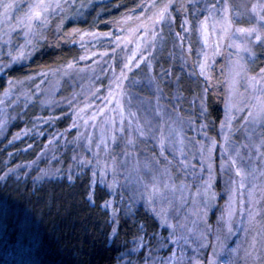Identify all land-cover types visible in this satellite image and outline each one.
I'll return each instance as SVG.
<instances>
[{
	"label": "snow or ice",
	"instance_id": "6c2138e0",
	"mask_svg": "<svg viewBox=\"0 0 264 264\" xmlns=\"http://www.w3.org/2000/svg\"><path fill=\"white\" fill-rule=\"evenodd\" d=\"M199 4L197 7L196 5ZM67 0H29L25 11L16 18L15 26L9 27L7 32H0V56L7 58V63L0 61V73L10 69L13 65L20 64L28 60L40 50V42L48 37L45 33L49 30L53 18L59 17V23L56 24V34L62 31L64 20L67 19ZM18 7L13 0L0 2V9L6 15ZM80 7H88L87 4H81ZM191 7V12H189ZM145 9L138 15L128 13L120 17L121 22L136 21L135 25L127 29V34L115 38V47L109 51L113 56V61L119 63L117 71L113 61H108V68L103 73L108 74V85H100L99 89L93 88L89 96H97L99 91H107L102 97H99L100 103L93 104L85 102L82 106H72L73 121L69 128L78 129L79 121L83 120L87 126L89 121L96 126L97 116L104 115L101 127V139L93 140V134L87 133V139L84 147L87 151H92V144L95 143L97 149L103 145V150L107 154L103 164L99 159V152L94 153L92 157L86 158L83 155L74 154L71 157L72 163L69 164L67 173L60 169L49 171L40 169L33 178L34 185L37 181H43L45 177L53 175L65 176L69 184L74 183L75 176L73 168L92 167L91 185H95L97 169L101 177L100 183L104 184L105 177L111 173L112 180L107 182L109 199L101 202L99 207L109 212L106 223L113 222L117 214L121 211L116 207L113 197L116 195V187L119 184V178L122 175L125 184L134 180L136 185L142 190V199L148 210L154 216L160 218L162 224H168L172 233L179 227L184 229V225H174L168 223L167 208L164 202L171 205L168 197H175L177 192L181 195L179 199L183 201L184 190L189 187L185 180L179 176V173L185 172L191 166L186 158L185 138L182 131H177L171 124L164 119L163 109L157 106L154 115L160 118L159 125H154L150 120L141 118L136 111L131 108L132 100L129 87L137 83L131 79L133 71H139L141 67H146L148 73L153 71V60L155 52L160 50L169 38L173 41V47L181 49V55L185 61L189 59L188 53H191V47H185L186 38L189 39L193 33H196L202 42V49L197 59L192 61V75L197 74L208 81V87L202 91L206 94L211 88L212 76L210 74L211 65L209 58L214 59L217 56L227 55L226 80L228 83V93L225 98V116L221 120V140L218 142L215 138H209L207 145L197 141L199 145V154L201 158V168L207 164V176L197 186L195 196L203 195V208L196 209V215L203 221V231L196 232L193 228H186V232L194 234L196 239L193 241L189 236H177L170 233L171 244L174 245L173 251L168 257L163 258L162 264H205L201 258L203 248L211 247L212 252L208 253L206 264H264V0H180L178 12L188 13L180 20L179 27L181 31H174L177 17L173 15L175 8L174 0H141L136 5V9ZM131 12V10H129ZM191 16V19H189ZM197 17H200L197 19ZM167 29V34H165ZM124 31V29H120ZM19 36L20 41H14L13 35ZM73 35L79 36L81 47H84L83 41L91 37L97 39L100 36L111 37V31L105 33L88 32L80 29H72L64 35L65 40H69ZM123 45L128 49L132 45L130 53L125 52L122 58H117V49ZM3 46L7 47V52L3 51ZM96 53L87 52V55H81L80 60L87 59L88 56H95ZM104 56L105 53H100ZM138 57V58H137ZM122 59V63L120 62ZM76 61H69L64 67L71 69ZM96 61H93L95 65ZM84 71V69H81ZM37 76L40 74H36ZM33 77H25L31 80ZM22 83L21 80L7 78L6 87L0 96L7 98L12 94L16 85ZM243 85V91L240 86ZM159 92V89H157ZM31 99V97H28ZM87 101V97H85ZM2 103V100H0ZM201 116H205L207 108L204 101H201ZM85 109L92 111V115L85 116ZM108 113H112L109 116ZM242 116L238 125L234 122ZM51 119V118H46ZM119 120L117 125L116 120ZM126 121V123H125ZM7 121L0 119V127H4ZM167 127V132L165 128ZM207 128L206 124H201L203 131ZM237 130L243 132V139L236 144L231 137V133ZM22 129L19 134L13 135V140H19L20 136L27 132ZM66 131V130H65ZM207 137V132L203 133ZM49 138L45 142V147L37 153L36 161L27 162V167L31 168L38 164L39 159L46 155L47 149L57 136ZM85 139V135L77 132L75 142ZM151 139L154 141L159 152L144 160L143 164L138 159L136 164L125 168L134 158V150L138 144ZM109 141L112 143L109 144ZM123 142V157L119 154L112 155L115 149L113 145ZM11 143V141H9ZM65 143H69L65 141ZM219 143L222 153L220 170L229 173V195L224 209L218 218L222 222V227L217 229L212 239L209 236L213 234V229L206 222L207 209L214 201L216 194L211 191L212 182L215 179L214 166L212 162V150ZM31 148L32 145H27ZM207 148V152H205ZM169 149L172 151V158L165 154ZM242 149L247 150V157L241 155ZM254 150V155H253ZM159 157H162L161 160ZM183 157V158H182ZM247 159L250 163L247 167L241 164L242 160ZM95 161V163H94ZM258 161V163H257ZM16 168H9L0 174V180L7 182ZM124 187V185H120ZM246 190V198H245ZM39 192V189H37ZM239 192L240 198L237 199ZM194 196V200H195ZM83 198L91 206H95V192L91 188L86 190ZM124 197L121 195V200ZM159 205V207H158ZM10 207L0 203V214L10 211ZM241 214V219H236V214ZM135 215L134 202L129 198V206L125 210V215ZM234 226L242 230L245 240L243 244L237 243L236 246L229 248L228 239L234 234ZM139 236H134V241L140 244H146L143 236L142 226L137 228ZM118 233V224L113 223L109 236L114 238ZM183 241V245L180 244ZM194 245V247H193ZM163 247V245H161ZM184 246L192 248V255L188 256ZM139 247V244L137 245ZM136 249L134 248L133 251ZM151 253H146L144 264H150L149 257ZM227 256V259L223 257ZM157 258H151V264H156Z\"/></svg>",
	"mask_w": 264,
	"mask_h": 264
},
{
	"label": "rangeland",
	"instance_id": "374dc122",
	"mask_svg": "<svg viewBox=\"0 0 264 264\" xmlns=\"http://www.w3.org/2000/svg\"><path fill=\"white\" fill-rule=\"evenodd\" d=\"M107 1L108 0H67V12L65 15H67L68 18L64 20L62 31L59 34H56V24L59 23V17L53 18V22L49 28V30L51 29V31L55 34L54 36L57 37L58 41L65 40L63 38L64 35L74 28L82 31L97 33L111 31V37L100 36L97 39H92L91 37L86 38L83 41L84 47H81L78 35H73L68 40L81 48V55H87V52H93L96 53L95 56H88L85 60H80L78 58L75 60V66L71 69H65L64 67L69 63L68 61L54 67L43 68L30 72L25 76L14 79L21 80L22 83L16 85L11 95L7 98L0 96V100H2V103H0V119H5L7 121L4 127H0V139L5 135L6 130L11 123L16 119H20L23 121V126L14 134H19L22 129H27L28 131L21 135L20 139H26L27 145H32L31 148L37 146L35 156L31 160L11 163V159H8L7 169H17L11 175L20 178H26L30 175V177L34 178L40 169H48L49 171L60 169L64 173H67L68 166L72 163L71 157L74 154L90 158L94 153L99 152V159L103 164L105 156L107 155L103 150V145H101L100 149H97L96 144L93 143L91 146L92 151L89 152L84 147V144L87 139V133L89 132L93 134L94 141L101 139L100 125L103 123L104 115L101 114L100 116H97L96 126H94L91 121H89L88 125L85 126L83 120H80L78 129L69 128V125L74 123L72 106H82L85 102L93 104L100 103L99 97H102L105 94L107 91L106 88L99 91L97 96H89L88 94L93 88L99 89L100 85H108V74L104 73L102 75V73L105 68L109 67L108 61H113V56L109 50L115 47V38L117 36L126 35L127 29L133 27L136 23V21L126 23L121 22L120 17L125 13L138 15L139 12L145 11L143 8L139 10L136 9V5L141 3V0H136V3L133 6L122 10L114 18L108 21L104 20V23L108 25V28L104 31L98 30L96 26L82 27L78 25V23H73L78 19H82L77 16L80 11L87 10L91 5L100 3L104 4ZM0 2H7V0H0ZM13 2L18 5V7H14L10 13L5 15L2 9H0V32H7L10 26L14 28L16 18L25 11L29 0H13ZM144 2H147V0H144ZM157 2L160 3L162 0H157ZM179 2L180 0H174L175 8L173 9V15L177 17L174 31H181L179 27L180 20L184 15H188V13L182 14L181 12L175 10L176 8H179ZM81 4H87L88 7H80ZM196 6L198 7L199 4ZM129 10H131V12H129ZM189 12H191V7H189ZM106 13H109V11ZM83 14L84 13L81 15ZM75 17L76 19L74 20ZM199 18L200 17H197V19ZM189 19H191V16H189ZM96 24L99 23L97 22ZM120 29H124V31H121ZM165 34H167V29H165ZM13 39L14 41L22 42L19 36L15 34L13 35ZM190 41L191 42L189 43L188 38L185 40V47H191L192 49L190 55L185 53V55L189 56V59L185 61L181 55V49L179 47L174 48L172 46L173 41L169 38L167 43L160 50L155 52L153 71L148 73L146 67H141L139 71L134 70L131 74V79L133 81H137V83L132 84L128 89L131 93V108L133 111L138 113L141 120L148 119L152 124L159 125L160 118L154 115V111L157 106V98H159V106L163 109L165 114L164 119L177 131H182V135L185 138L184 151L186 153V158L190 162V165L195 166V169L190 166L187 169V174H185V172L179 173V176L185 180L187 185H189V187L184 190L183 201L179 199L181 193L177 192L175 197L171 195L168 197V199L171 200L170 206L167 201L164 202V206L167 208L168 223L174 225H184L185 228L181 229L178 227L175 232L172 233V230L168 228V224H162L160 222V218L155 216L160 225L165 229L162 237L157 240L155 239V244L150 247H143L144 244H140L139 241L132 240L129 247L123 252L116 264H144L146 253L149 252L151 253V256L149 257L150 264L152 257L157 258L156 264H162L163 258L168 257L173 251L174 245L171 244L170 233L177 236L187 234L189 238L194 241L196 236L194 234L187 233L186 228H193L196 232L203 231L204 228L203 221L199 220L198 216L195 214L197 208H203L204 206L203 195L201 194L199 196H195V194L198 190L197 186L207 176V164L205 163L203 168H201V158L198 151L199 145L196 142L200 141L201 143L207 145L209 138H215L218 142L221 140L222 134L220 124L221 120L225 116V98L229 91L226 80L227 72L225 70L227 55L217 56L214 59L211 57L209 58V64L211 65L210 74L212 76L211 83L217 86L223 84L224 87L222 118L217 129H214L210 120L207 119L206 116H201V101H204L205 99V94L202 90L208 85V81H206L204 77L199 76L198 70L196 75H192V61L196 60L198 55L201 54L198 50L202 49V42L199 40L196 33L191 35ZM131 47L132 45H129L128 49H124L123 45H121L120 48L117 49V58H122L125 52L130 53ZM3 51L7 52L6 46H3ZM100 53H105V55L101 56ZM28 60L22 61L20 64H24ZM94 60L96 61L95 65H93ZM0 61H2V63H7V58L0 56ZM120 62L122 63V59H120ZM113 63L115 64L117 71H119V63H116L115 61H113ZM0 66H2V64H0ZM81 69H84V71H81ZM36 74L40 75L37 76ZM183 74H186V76L183 77ZM1 75L2 73H0V76ZM29 76L33 78L31 80L24 79ZM192 86L194 90L190 96L188 92L192 90ZM5 87L6 84L2 89H0V93H3ZM157 89H159V92ZM240 91H243V85L240 86ZM28 97H31V99H28ZM85 97H87V101L85 100ZM28 109L32 110V114L29 115L30 111L27 113ZM84 115L90 116L92 115V111L85 109ZM108 115L112 116L113 114L108 113ZM242 118L243 117L240 116L234 122V125H238L239 120ZM116 123L119 125L118 119L116 120ZM201 124L207 125V128L203 131L200 129ZM78 131L85 135V139L80 140L77 143L75 142V138ZM165 131L167 132V127L165 128ZM58 132L61 133V135L57 136L56 140L49 145L46 155L39 159L38 164H34L31 168L27 167V162L36 161L37 153L45 147V142L48 141L50 137L55 136ZM204 132H207V137L203 134ZM13 135L11 137V141H14ZM231 137L236 144H239L243 139V132L241 130L232 132ZM65 141H68L69 143H65ZM111 143L112 142L109 141V144ZM7 145H9V141ZM26 146L23 150L31 149ZM112 147L115 149L112 151V155L115 156L119 154V157L122 158L124 147L123 142H120L118 145H113ZM158 152L159 149L156 147L154 141L148 139L147 141L138 144L137 149L134 150V158L131 160L129 165H125V168L136 164V153H138L140 163L143 164L144 160L149 159L152 155L157 154ZM205 152H207V148H205ZM13 153V150L8 151V158H11ZM165 154L169 157V159L172 158L171 149H169ZM241 155L247 157V150L242 149ZM159 158L163 160L162 157ZM221 159L222 153L218 143L212 150V162L214 166L215 179L212 182L211 191L214 192L216 196L210 207L207 209V216H209V213L215 203H218V192L220 191L222 196V209L218 211V218L224 209L229 195V173L227 171L223 174L221 173ZM249 163L250 162L247 159L241 161V164L245 167H247ZM84 171L88 172L92 180V167L86 166L83 171L79 168H73L74 176ZM96 171L97 175L95 177V185L98 184L104 187L108 192L107 182L112 180L111 173L105 177L106 182L102 184L100 183L101 177L99 170L97 169ZM58 177L65 178V176L60 175H53L45 178ZM217 178L220 181L218 192L216 191V188L218 187H215L214 185ZM120 185H124V187H120ZM93 187L94 185H91V189ZM115 191L116 195L113 199L116 202V207L121 209L120 212L125 214V210L129 206V198L133 199L134 209L138 204H142L145 208H147L144 200L141 198L142 190L136 185L134 180L125 184L124 178L121 175L119 178V184ZM121 195L124 197L123 201L121 200ZM246 195L247 193L245 190V198ZM109 198L108 192L107 199ZM239 198L240 194L238 192L237 199L239 200ZM241 218V214L237 212L236 219L239 220ZM206 222L210 225L207 220ZM211 227L213 229V234L209 236V239H212L216 234L217 229L222 227V222H220L217 226ZM233 232L234 234L227 241V246L229 248L236 246L237 243L243 244L245 240L241 229L234 226ZM143 241L147 242V239L144 238ZM138 244L139 247H137ZM180 244L183 245V241H180ZM161 245H163V247ZM167 246H169L168 249H166ZM184 247L187 255L191 256L193 254L192 248L188 246ZM134 248L136 249L135 251H133ZM142 249H144V252L142 254H138ZM200 251L203 253L201 258L206 264L208 253L212 252V248L206 247ZM223 258L227 259V256H224Z\"/></svg>",
	"mask_w": 264,
	"mask_h": 264
},
{
	"label": "trees",
	"instance_id": "16d2710c",
	"mask_svg": "<svg viewBox=\"0 0 264 264\" xmlns=\"http://www.w3.org/2000/svg\"><path fill=\"white\" fill-rule=\"evenodd\" d=\"M135 3L136 0H108L104 4H94L80 11L77 16L82 19L73 23L82 27L96 26L104 31L108 28L104 20L114 18ZM54 35L51 29L48 30V39L40 42L38 52L26 63L6 69L0 76V89L5 86L8 77L16 79L79 58L82 52L79 46L68 40L58 41ZM193 90L192 86L188 92L190 96ZM223 103V84L217 86L211 83L204 104L207 108L205 116L214 129L222 118ZM31 111L28 109L27 113L30 115ZM22 126L23 121L14 120L0 139V174L6 171L8 159L11 163H18L35 156L37 146L23 150L27 145L26 139L11 141L12 135ZM8 141H11L9 145ZM10 150L14 153L8 158ZM215 181L214 185L218 187L220 181L218 178ZM90 182L86 171L77 174L72 184L66 178L58 177L45 178L34 185L30 175L26 178L11 175L7 182L0 180V203L11 209L0 214V264H116L133 237L140 235L138 227L142 226V231L146 233L143 240L145 238L147 242L143 247L152 246L162 237L165 229L142 204L134 209L135 215L126 216L119 212L115 221L106 223L109 212L99 205L107 199L108 192L104 187L94 185L92 190L96 203L95 206L89 205L83 196L91 188ZM216 189L218 192L219 187ZM218 194V203L206 219L211 226L220 224L217 214L222 209V196L220 191ZM113 223L118 224V233L111 238L109 233ZM143 252L144 249L138 254Z\"/></svg>",
	"mask_w": 264,
	"mask_h": 264
}]
</instances>
